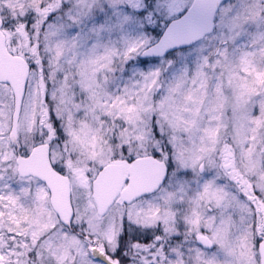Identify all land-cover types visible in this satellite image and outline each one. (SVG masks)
I'll list each match as a JSON object with an SVG mask.
<instances>
[{
	"label": "snow or ice",
	"instance_id": "6c2138e0",
	"mask_svg": "<svg viewBox=\"0 0 264 264\" xmlns=\"http://www.w3.org/2000/svg\"><path fill=\"white\" fill-rule=\"evenodd\" d=\"M250 2L59 0L51 11L42 16L41 13L49 5L55 4V0H46L40 3L38 11L30 8L23 15L13 16L6 6V0H0V5H4L0 10V31L17 32L22 25L24 33L28 35V46L36 48V56L24 54L25 61L30 71L43 76L44 103L48 106L47 120L41 124V117L36 118L38 130L31 135V140L21 142V134L17 132L16 143L11 145L12 159L0 162V212L7 211L9 202L17 197H20L19 202L23 205L35 204L39 207L38 198L44 193L48 196L45 205L50 212H54V217H50V231L42 235L27 253L31 264H39L43 259L38 254L39 245L53 235L75 237L80 242L79 258L73 264H184L185 261L193 264L194 259L200 264H211L212 261H224L225 254L218 244L198 238H210L209 229L200 226L193 230L194 225L189 221V217L195 220L200 208L204 210V219H211L216 225L222 224L229 216L235 219L232 208H226L224 203L213 207L209 202L205 206V197L213 194L228 200L234 198L251 211V218L245 217L244 227L250 226L254 236L252 247L255 264H264V229L258 231L261 212L257 211L260 205H264V190L254 183L256 177L249 180L252 191L248 192V185L232 179V169L225 166L226 161L221 158L219 148L211 158L184 160L181 155L183 149L191 145L193 152L197 151V145L201 142L199 128L191 140L184 132L177 135L165 120L164 108L143 116V121L135 127L122 119L99 112L95 114L102 125L111 128V136L105 139L113 148V160L121 159L128 165L147 161L154 170L143 191L119 205V195L112 201L109 209L113 205L123 209L118 217L113 215L108 218L105 211L101 213L99 221L89 223L82 220L77 223V208L69 194L71 212L65 220L63 214L53 209L50 203L53 190L46 178L32 172L13 174L10 167H21L24 161L33 158L34 151L46 149L51 170L61 177L67 175L71 178L66 159L74 157L67 150L68 133L64 118L57 115L56 104L51 98L57 85L49 81L53 60L62 49L66 48L68 53L61 61L65 70L56 72L57 80L66 81L69 72L73 80L79 79L75 67H69L73 64V57L74 63L79 64L82 60H90L101 54H111L114 70L105 73V77H111V80L106 85L108 97L102 98L101 103L112 104L130 87L134 93L143 95L140 93L143 88L144 93L151 97L152 108L156 109L168 100L173 86L186 77L192 78L197 71H201L205 78L212 77L207 89L211 92L218 83L221 71L215 65L226 63L230 52L245 50L242 59H246L247 54L253 51L250 48L253 33H259L264 39V31L255 24L244 25L247 31L236 26L235 22ZM259 7L264 9V0H259ZM260 15L264 18V11ZM37 56L40 58L39 64L35 62ZM28 87L26 80L25 89ZM72 98L78 105L86 102V93L80 85L72 86ZM4 100L5 97L0 94V104ZM23 100L24 92H21V103ZM136 100L137 97L133 96L131 103L135 104ZM144 107H148L147 102ZM84 116L83 108L75 113L76 119ZM202 127L203 123L200 125ZM126 129L133 133L127 144L123 143L121 136ZM101 131H104L103 127ZM225 142L231 143L230 140ZM57 154L59 159L56 158ZM4 155L0 147V160ZM102 172L103 165L89 162V171L85 175L92 181ZM130 183L131 179L126 178L123 187ZM249 196L259 201L260 205L250 200ZM197 200L199 207L194 214L193 201ZM159 209L164 211L158 212ZM165 212L169 214L165 215ZM153 213H157L158 218H154ZM0 233L7 236L6 246H0V262L8 256L9 264L13 260L20 264L22 257H17L21 251L19 245L21 241L31 244V237H20L2 227Z\"/></svg>",
	"mask_w": 264,
	"mask_h": 264
},
{
	"label": "rangeland",
	"instance_id": "374dc122",
	"mask_svg": "<svg viewBox=\"0 0 264 264\" xmlns=\"http://www.w3.org/2000/svg\"><path fill=\"white\" fill-rule=\"evenodd\" d=\"M42 2L46 0H6V6L15 16L23 15L30 8L38 11ZM58 2L59 0H55V4L49 5L41 15H46ZM3 7L4 5H0V10ZM261 11L264 9L259 7V0H251L245 12L241 13L240 19L235 22L236 26L242 31H247L244 25L255 24L264 31V18L260 15ZM5 33L10 51L24 57L25 53L36 56V48L28 46V35L24 33L22 25L17 32L5 30ZM17 33L20 35L17 36ZM252 36L250 48L253 51L247 54L246 59H242L245 50L238 53L230 52L226 63L219 62L215 65L221 71L218 83L211 92L207 89L212 77L205 78L201 71H197L192 78L186 77L173 86L168 100L158 105L156 109L152 108L151 97L144 93L143 88L140 90L143 95L134 93L130 87L112 104L101 103L102 98L108 97L106 85L111 80V77H105V73L114 70L111 54H101L90 60H82L79 64L74 63L75 57H73V64L69 67H75L79 79L73 80L72 73L69 72L66 81H59L56 79V72L65 70L61 61L64 56H67L68 50L65 48L57 53L49 76V81L57 85L51 98L56 104L57 115L64 118L65 130L68 133L67 150L74 157L66 159V166L71 173L73 203L78 212L77 223L82 220L92 223L100 219L92 199V185L95 179L89 181L85 175L89 171V162L103 165V167L113 162H125L121 159H112L113 148L105 139L111 136V128L101 124L99 116L95 115L97 112L122 119L135 127L138 122L143 121V116L164 108L166 109L165 120L173 127L177 135L184 132L191 140L196 129L199 128L201 142L197 145V151L193 152L191 145L183 149L181 155L184 160L198 161L211 158L219 148L221 158L226 161L225 166L232 165V173H230L232 179L248 185L247 191L251 192L252 185L248 182L255 176L254 183L264 190V39H261L259 33H253ZM35 62L39 64L38 56ZM73 85H80L86 93L87 99L83 105L73 102ZM0 94L5 97L4 103L0 104V147L5 153L0 160L2 162L11 160L13 157L9 128H12L14 100L12 90L6 85H0ZM44 94L43 76L39 72H32L19 127L21 142H24V139L31 140V135L38 130L37 117H41V124L47 120L48 106L44 103ZM133 96L137 97L135 104L131 103ZM146 102L147 108L144 107ZM80 108L85 110V116L76 119L75 113ZM201 123H203L202 128H200ZM102 127L104 131H101ZM121 136L123 143L127 144L128 138L133 136V133L126 129ZM228 140L231 141L230 144L225 142ZM245 144L248 145L247 148L244 147ZM56 158L59 159V154ZM209 162L211 163L210 160ZM10 167L15 174L17 167L15 165ZM248 198L260 205L254 197ZM38 199L39 207L35 204L26 206L21 204L20 197H17L9 202L7 211L0 212V227L8 232H15L20 237H31V244H24L21 241L19 245L21 251L17 253V257H22L20 264H31L27 259V253L52 227L50 217H54V212H50L44 203L48 201L47 193ZM209 202L213 207L224 203L226 208H232L235 213V219L229 216L219 225L211 219H204L203 208H200L195 220L189 217V221L194 225L193 230H197L200 226L208 228L211 233L210 239L218 244L225 254L224 261H212L211 264H255L252 247L254 236L250 226L244 227L245 217L250 219L251 211L234 198L228 200L216 194L205 197V206ZM119 204H121L120 201L117 202V205ZM193 204L192 212L195 214L199 201H193ZM122 211L121 207L115 205L108 213V218L113 215L118 217ZM257 211L261 212L258 217L259 231L264 229V205H260ZM168 214L165 212V215ZM153 216L158 218L157 213H153ZM6 243L7 236L0 233V246H6ZM79 249L80 242L75 237L53 235L39 245L38 254L43 258L39 264H65V262L73 264V261L79 258ZM73 253L76 255L74 256ZM0 264H9V257H3ZM12 264H16V260H13ZM184 264H187V261ZM193 264H200V262L194 259Z\"/></svg>",
	"mask_w": 264,
	"mask_h": 264
},
{
	"label": "water",
	"instance_id": "95a60500",
	"mask_svg": "<svg viewBox=\"0 0 264 264\" xmlns=\"http://www.w3.org/2000/svg\"><path fill=\"white\" fill-rule=\"evenodd\" d=\"M30 76L31 71L25 59L10 53L6 36L3 31H0V85H8L15 96L10 133L12 144L16 143L17 132H19L28 89H25V81L29 82ZM21 92H24L23 103H21ZM45 152L46 149L34 151L33 158L24 161L21 167L18 168V172H32L46 178L53 190L50 201L51 205L53 209L60 211L63 214V218L67 220L71 212L69 208V194L72 195L71 180L66 176L61 177L51 170ZM228 167L231 168V166ZM153 172V168L147 161H137L133 165L112 163L105 166L103 172L96 177L92 190V197L97 208L98 217L100 218L101 213L111 210L109 209V205H112V201L117 198V195L123 201L137 194L139 191H143L144 185L151 180ZM126 178H130L131 183L125 188L123 185ZM199 238L212 242L207 237Z\"/></svg>",
	"mask_w": 264,
	"mask_h": 264
}]
</instances>
